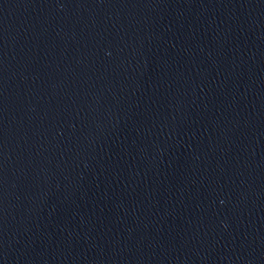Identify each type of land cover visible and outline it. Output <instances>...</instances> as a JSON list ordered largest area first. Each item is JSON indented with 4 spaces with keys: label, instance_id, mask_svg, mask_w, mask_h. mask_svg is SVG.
I'll list each match as a JSON object with an SVG mask.
<instances>
[{
    "label": "water",
    "instance_id": "water-1",
    "mask_svg": "<svg viewBox=\"0 0 264 264\" xmlns=\"http://www.w3.org/2000/svg\"><path fill=\"white\" fill-rule=\"evenodd\" d=\"M0 264H264V0H0Z\"/></svg>",
    "mask_w": 264,
    "mask_h": 264
}]
</instances>
